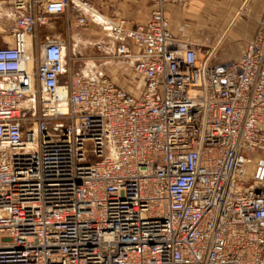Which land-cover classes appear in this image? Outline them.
I'll use <instances>...</instances> for the list:
<instances>
[{"label": "built area", "instance_id": "obj_1", "mask_svg": "<svg viewBox=\"0 0 264 264\" xmlns=\"http://www.w3.org/2000/svg\"><path fill=\"white\" fill-rule=\"evenodd\" d=\"M8 1L20 15L0 28V264H264V17L229 60L172 35L168 5L192 0H153L135 27L105 19L134 94L68 71L58 41L29 51L83 0Z\"/></svg>", "mask_w": 264, "mask_h": 264}, {"label": "crops", "instance_id": "obj_2", "mask_svg": "<svg viewBox=\"0 0 264 264\" xmlns=\"http://www.w3.org/2000/svg\"><path fill=\"white\" fill-rule=\"evenodd\" d=\"M222 2L229 4L228 6L240 7V10L246 4L252 5L255 11L257 7H264V0ZM217 3L214 0H192L188 10L182 4L168 5L170 31L175 39L192 42L198 46H213L216 43L217 48L221 45L220 59H237L247 44L254 40L264 14L258 20L256 13L246 19L237 13L226 27L219 26L218 23L210 24L212 19H207V13L213 11L207 8L210 9ZM154 9L153 0H83L80 5H72L66 13L53 16L45 25H40L37 35L29 42V51L32 52L35 47L42 46L48 41H58L66 47L67 55L74 59L67 63L68 71L89 78L109 77L137 94L138 89L133 85L134 82L128 80L130 67L113 58L118 45L117 40L105 32L102 25L105 19L125 20L128 27L146 24ZM221 13L226 18L225 22H228L227 18L232 15V11L222 9ZM19 15L11 2L0 0L1 29L7 30ZM81 18L85 19L83 24L78 22ZM58 32H61V35ZM80 62L83 64L77 65ZM132 86L136 89L131 88Z\"/></svg>", "mask_w": 264, "mask_h": 264}, {"label": "rangeland", "instance_id": "obj_3", "mask_svg": "<svg viewBox=\"0 0 264 264\" xmlns=\"http://www.w3.org/2000/svg\"><path fill=\"white\" fill-rule=\"evenodd\" d=\"M215 2H218L217 4H215L214 6L207 8L208 10H212L213 13H207V19L210 18L212 19L211 22H209L210 24H216L218 23L219 26H222L224 25V27H226L227 23L229 24L230 21L233 19V17L237 14V13H240V16H243V18H248V16H252L253 13H256L257 16H258V20L261 18V16L264 14V7H257L256 8V11L255 9L252 7V5L250 6V4H246L243 8H241L242 10H240V7H234V6H228L229 4H224L222 2V0H214ZM220 2V4H219ZM222 2V3H221ZM186 10H188L190 8V5L188 7H184ZM200 9V8H199ZM222 9H230L232 11V15L227 18L228 19V22H225V19L223 14L221 13V10ZM217 11V12H215ZM223 22H225L223 24ZM254 23V22H252ZM255 24V23H254ZM258 26V22L256 23V27ZM59 35H61V32H58ZM216 44V43H215ZM215 44L213 46H206V47H212V48H215ZM218 49V57L220 56L221 54V45H219L217 47ZM83 63H78L77 65H82ZM78 67V66H77ZM128 80H132L134 82L133 85H135L136 87L138 86V84H140V80L133 75V73L131 72V69L129 68L128 70ZM135 86L131 87L133 88L134 90L136 89ZM133 91V90H132ZM133 93H135L133 91ZM24 104L26 105L25 106V111L26 113H29L30 110H29V107L31 106V96L30 95H27L24 99ZM254 171H256V166H251L250 167V172L251 174L254 173Z\"/></svg>", "mask_w": 264, "mask_h": 264}, {"label": "water", "instance_id": "obj_4", "mask_svg": "<svg viewBox=\"0 0 264 264\" xmlns=\"http://www.w3.org/2000/svg\"><path fill=\"white\" fill-rule=\"evenodd\" d=\"M259 171H258V177H260L261 179L264 178V161H262L260 164H259Z\"/></svg>", "mask_w": 264, "mask_h": 264}]
</instances>
